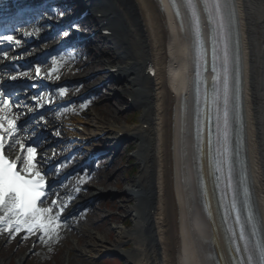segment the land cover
I'll list each match as a JSON object with an SVG mask.
<instances>
[{"label": "bare ground", "instance_id": "6f19581e", "mask_svg": "<svg viewBox=\"0 0 264 264\" xmlns=\"http://www.w3.org/2000/svg\"><path fill=\"white\" fill-rule=\"evenodd\" d=\"M236 4L241 15L240 26L243 32L246 98L249 105V146L256 196L264 217V0H236ZM93 9L95 14H102L101 17L96 16L101 22L106 20L110 23L113 34L111 44L99 52L87 51L81 60L75 57L69 67L72 74L74 71L79 73V79L101 70H115L121 84L124 82L122 86H112L110 82L113 81H110L97 92L102 96H109L104 92L108 88L115 98L121 99L119 102L123 108L130 107L141 113V117L134 122L130 116L122 121V117L117 114L118 110L111 106L104 113L96 112L101 125L97 129L98 134L108 132L100 142L108 141L107 145H114V149L115 144L118 146L110 167L117 164L123 151L130 148L135 151L139 176L126 180L131 188L124 190L125 202L131 206H123L122 212L128 216L123 225H134L133 233L138 236L134 237L122 230L117 232V238L113 241L109 238V230H101L105 224L98 232H93L92 229L83 232V223L78 222L79 218L74 219V215L76 210H82L80 203L85 201L84 196L88 191H74L76 196H71L64 205L58 233L59 236L62 235L60 242L69 236L66 240V251L63 248L55 251L58 259L55 264H88L85 258L96 248L105 247V250H109L108 248L115 246L113 250H117L121 244L132 243V254H125V260L129 264H215L214 255L219 264H230L224 232L218 216L214 214V203L211 200L213 216L209 222H205L197 195L196 156L192 138L189 137L187 117L191 96L183 81L188 75V54L184 44L185 23L178 24L159 0H94ZM97 39L102 38L97 35ZM25 41L30 42L26 39ZM59 41L57 38L51 43L41 44L21 57L32 58L39 53L38 49L41 51L51 48ZM149 65L156 69L154 78L147 74ZM104 75L106 79L108 75ZM100 77L103 75L97 73L90 83L85 84L101 81ZM38 98L45 105V98ZM28 109L30 113L36 111L30 106ZM87 112L89 109L82 115ZM55 117V113L48 112L40 121L37 118L38 123L34 125L38 124L42 128L43 120L56 123ZM66 121L74 127L85 122L82 118L75 117ZM123 122L126 124L122 125ZM57 129L64 132L58 125H54L55 132ZM47 130L48 128L45 129ZM113 131L116 136L110 137ZM71 135L72 138L75 137V134ZM120 139L123 141L119 142ZM125 141L130 145L126 146ZM39 149L48 158H53L58 152L44 145ZM80 155L81 152L76 153L72 162ZM203 167L204 178L209 185L204 159ZM54 171L59 172L58 169ZM95 174L98 179L105 176L103 170ZM118 174L119 172L114 175L115 180ZM207 192L211 195L210 187ZM61 193L60 188L54 191V194ZM95 194L97 195L93 193ZM98 194L106 195L107 192L101 191ZM100 196L95 198V203L99 205L102 199ZM108 198L115 200L111 191L108 192ZM89 199L87 196V201ZM111 206L115 208L117 204L112 203ZM87 208L91 210L92 204ZM113 221L117 222V219ZM69 230H72L71 235H68ZM24 236L25 233L22 232L16 238V246L19 245L20 252L15 255L9 241L12 238L10 234L0 233V264L23 262L24 255L30 249L28 242H33L34 239L37 244L38 240L24 239ZM73 237L76 238L71 241ZM107 242H114L116 245L107 247ZM38 244L39 256L34 251L24 264H29L36 258L50 256L49 251L54 244L44 245L41 240ZM90 245L91 251L88 249ZM7 258L9 263L5 261Z\"/></svg>", "mask_w": 264, "mask_h": 264}, {"label": "snow or ice", "instance_id": "6c2138e0", "mask_svg": "<svg viewBox=\"0 0 264 264\" xmlns=\"http://www.w3.org/2000/svg\"><path fill=\"white\" fill-rule=\"evenodd\" d=\"M189 12L192 26L194 49L197 61L202 62L205 56L204 40L200 20V9L197 0H182ZM209 22L213 29V60L217 52L216 44L222 43L221 71L222 78L218 77L221 88L215 92L212 105L216 112L218 131L222 121V145L216 149L219 156L223 157V163L227 164L228 186L232 188L231 208L235 211V221L240 225L239 238L244 240L243 248L249 252L247 261L249 264H264V245L258 243V259L256 252L249 246V238L246 235L245 224L242 221L240 208L237 203V184L233 178L231 129L233 115L239 119V80L233 78L232 54L230 51V10L227 0H200ZM176 14L180 15V5L177 0H172ZM183 23V17H181ZM4 40L13 41L12 36H4ZM18 43V42H17ZM6 55V54H5ZM37 73L40 69L37 67ZM200 73L197 72L199 78ZM61 95L67 93L66 88L59 89ZM199 93V86H197ZM222 105V107H221ZM11 103L0 92V233L7 232L12 238L21 232L25 233L24 239L39 234V239L46 242L54 236L58 237L61 228V215L64 212L63 203L52 200L48 206H43L44 201L52 193L46 182V173H41L36 161L37 149L34 146H26L19 139H14L17 132L15 119H10ZM67 110V109H66ZM222 113V114H221ZM6 134V135H5ZM221 136H217L219 144ZM9 141L20 148V155L15 160L5 155V148ZM18 165L20 166L18 169ZM216 169L222 170L221 161H214ZM83 183V181H81ZM77 192L79 188L75 189ZM245 197L248 196L247 188L244 189ZM71 199V198H69ZM55 209V211H54ZM249 222L255 229V217L251 205H248ZM240 246L237 245V249Z\"/></svg>", "mask_w": 264, "mask_h": 264}, {"label": "rangeland", "instance_id": "374dc122", "mask_svg": "<svg viewBox=\"0 0 264 264\" xmlns=\"http://www.w3.org/2000/svg\"><path fill=\"white\" fill-rule=\"evenodd\" d=\"M101 71L97 73H100V74L103 73V70ZM97 73H95V75ZM84 78L86 77H82V79ZM102 80L104 82L106 79H102ZM90 81L88 83H90ZM93 81L94 80H92V82ZM97 84H100V83H95V85ZM119 100L121 99L113 98V94H110L109 96H103L100 99L98 98L94 106L91 109H89L90 111L86 115L82 116L85 122L83 124L78 125L79 127L75 130V132L79 135L77 139H80L82 137L88 138L91 136L98 135L97 128L100 127L101 125H100V119L96 117V112L104 113L107 110V108L110 106L118 110L117 114H119V116L122 117V121L125 120L124 118L130 116L131 120L136 122V120L140 118L139 113L133 114L134 111H131V112L125 111L123 108V105H121V102H119ZM122 124H124V122ZM79 128H82L81 131L78 130ZM135 155L136 154L133 149H129V151L127 152L124 151L122 153L121 158L118 159L117 164L109 168V170L107 171L108 176H106V179H104V184L107 185V190H113V192L117 193L119 196L113 201L107 200L106 202H103L100 206L97 207L96 210H94V212L90 213L86 217L88 219H86L83 223V228H84L83 232H86L88 229L89 230L92 229L93 232H98L100 227L103 224H105L104 227H101L103 228L101 230H105V229L109 230V232L111 233L109 238H112L113 241L117 238V235H118L117 232H120L122 230L126 232H130V233L133 232L134 227L127 228L126 226L123 225V222L126 219L127 215L124 212H122V207L130 206V204L125 202L126 196L122 194L124 190L131 188V186L126 181L127 179L126 177L134 179L139 176V173H137L136 175H132L130 172V169L132 167H136V168L138 167V161L132 160V157ZM117 172H119V174H118L117 179L115 180L114 175ZM119 185H121V188H118ZM99 188L103 190V187H99ZM97 190H100V189H97ZM112 203L117 204V207L112 208L111 206ZM113 219L114 220L117 219V222L113 221ZM134 236H138V235L135 233ZM74 238L76 237H73L70 240L72 241ZM12 244H15V242H12ZM106 244H107V247L116 245L114 242L113 243L107 242ZM113 247L115 248V246ZM119 247L122 248V251L124 253L125 252L130 253L131 250L134 248V245L133 244H123ZM62 248H63V251L65 252L66 242L62 245L60 249L62 250ZM114 248H108V249L113 250ZM88 249H90L91 251L92 245H90ZM109 250H105V247L104 248L100 247V248H96L95 251L88 253L87 254L88 256H86V259L88 260V264H117L116 261H114V259L121 260L122 264H129L125 260L124 255L121 254V256H116L114 254H108L107 252H109ZM12 252H13V246H12ZM79 252L80 251H77V253ZM5 261L9 263L8 258ZM17 261L18 260H16V262ZM57 261H58L57 257L50 256L48 258H39V259L36 258L34 261L30 262L29 264H55ZM24 263L25 262H23L22 264Z\"/></svg>", "mask_w": 264, "mask_h": 264}]
</instances>
